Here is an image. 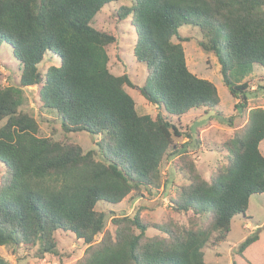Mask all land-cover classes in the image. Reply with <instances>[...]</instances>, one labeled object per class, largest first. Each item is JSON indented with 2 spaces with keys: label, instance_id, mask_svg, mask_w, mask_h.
<instances>
[{
  "label": "trees",
  "instance_id": "1",
  "mask_svg": "<svg viewBox=\"0 0 264 264\" xmlns=\"http://www.w3.org/2000/svg\"><path fill=\"white\" fill-rule=\"evenodd\" d=\"M109 1L117 0H0V45L11 46L20 71L17 86L0 85V245L43 256L56 252L60 231L86 245L74 264H207L204 247L222 242L232 218L245 216L249 195L264 192V107L249 105L251 87L243 79L252 65L264 68V0L119 6L116 17L135 31L132 54L145 65L141 86L110 71L106 47L116 38L91 23ZM183 24L199 28V46L216 57L236 115L246 112L245 123L218 142L225 160L208 178L189 144L175 142L182 132L169 118L211 111L220 100L213 82L188 69L187 38L178 34ZM46 55L57 64L40 71ZM28 86L55 112L61 138L40 135L37 120L21 108ZM125 86L159 111L139 114ZM80 131L100 136L96 149L68 140L66 134ZM167 156L186 180L170 197L173 209L204 215L205 223L153 222L135 212L111 216L106 227L108 215L97 204L152 195L164 185L160 166ZM149 228L159 234L148 235ZM257 238L247 236L238 251ZM0 264L9 262L0 255Z\"/></svg>",
  "mask_w": 264,
  "mask_h": 264
},
{
  "label": "rangeland",
  "instance_id": "2",
  "mask_svg": "<svg viewBox=\"0 0 264 264\" xmlns=\"http://www.w3.org/2000/svg\"><path fill=\"white\" fill-rule=\"evenodd\" d=\"M130 0L109 1L101 8L91 21L98 29L114 35L115 42L106 47L109 62L108 68L113 74L126 73L131 82L141 86L145 80V65L139 62L132 54L135 31L129 20H119L115 10L121 5H131ZM178 34L187 38L182 42L188 69L198 77L206 78L214 83L219 96L218 106L204 112L203 110H190L189 113L177 118L170 116L181 130L182 136L174 137L178 144H189L194 154L197 169L203 177L208 178L219 163L224 162L222 147L218 144L226 139L235 127H241L246 120V112L236 115L234 103L236 99L231 96L222 82L219 72V63L211 53H206L199 46L201 32L198 27L183 24L178 28ZM174 40H176L174 38ZM57 64L55 59L44 57L38 65L43 71L46 66ZM12 55V48L7 42L0 45V85L17 86L19 82V66ZM251 90L248 92L249 105L264 107V68L252 65V70L244 76ZM125 90L133 98L135 108L139 114H155L159 111L155 105L149 103L135 89L125 86ZM23 102L21 108L30 113L38 122L40 135L61 138L64 133L53 110L43 108L37 98V87L28 86L22 89ZM165 114L164 111L160 110ZM236 115V116H235ZM228 116H233V121ZM187 133L190 134L188 137ZM68 140L81 145L84 151L96 149V142L100 138L85 131L70 132L66 134ZM217 143V144H216ZM259 149L264 156V138L259 143ZM167 156L161 162L160 171L163 184L152 195L142 197L127 196L119 203L99 202L97 209H102L108 215L106 227H111V216L133 215L139 212L143 218L153 222H166L171 219L181 225L201 226L205 223L204 215L194 216L188 212H177L173 209L170 197L173 196L178 185L185 183L184 174L172 163ZM3 168L0 164V175ZM248 208L243 214L235 215L231 220L230 231L227 237L217 245L207 244L204 249V259L207 264H264V192L249 195ZM148 235L159 234L156 229L149 228ZM257 234L258 238L248 244L244 250L238 251L241 242L249 235ZM58 240L55 253L40 256L35 248L17 247L13 245H0V255L9 264H74L84 253L85 243L77 239L72 233L57 232ZM100 235L96 236V240Z\"/></svg>",
  "mask_w": 264,
  "mask_h": 264
},
{
  "label": "crops",
  "instance_id": "3",
  "mask_svg": "<svg viewBox=\"0 0 264 264\" xmlns=\"http://www.w3.org/2000/svg\"><path fill=\"white\" fill-rule=\"evenodd\" d=\"M189 113V112H188Z\"/></svg>",
  "mask_w": 264,
  "mask_h": 264
}]
</instances>
